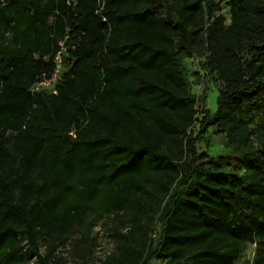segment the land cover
Segmentation results:
<instances>
[{"label": "trees", "instance_id": "16d2710c", "mask_svg": "<svg viewBox=\"0 0 264 264\" xmlns=\"http://www.w3.org/2000/svg\"><path fill=\"white\" fill-rule=\"evenodd\" d=\"M227 5L0 0V264H55L41 240L90 211L101 264H264V0ZM60 52L56 94L33 91ZM193 59L218 85L201 115ZM210 130L225 155L198 150Z\"/></svg>", "mask_w": 264, "mask_h": 264}, {"label": "rangeland", "instance_id": "374dc122", "mask_svg": "<svg viewBox=\"0 0 264 264\" xmlns=\"http://www.w3.org/2000/svg\"><path fill=\"white\" fill-rule=\"evenodd\" d=\"M228 1L216 0L222 8L217 15H222L226 20V24L230 23ZM188 68L191 92L199 99L202 98L204 92L206 93V104L200 108V115L204 108L215 111L217 108L216 98L218 95V85L214 78L205 75L204 77L201 76L198 81L192 75L193 72L198 71L197 59L190 61ZM197 133L198 127L195 128V134ZM224 145V136L215 133L214 130H210L198 140L197 148L199 151H206L210 156L218 157L226 154ZM111 226L112 221L110 218L104 217L98 219L94 212L90 211L82 222L76 223L68 232L63 233L62 236L66 237L63 242L58 239L52 242L51 238L41 240V252L43 254L51 252V260L55 264H101L115 249V243L111 238ZM155 236H158V228ZM254 255L255 247L248 245L244 250L239 264H253ZM152 264H160V262L153 261Z\"/></svg>", "mask_w": 264, "mask_h": 264}, {"label": "built area", "instance_id": "2783aa9c", "mask_svg": "<svg viewBox=\"0 0 264 264\" xmlns=\"http://www.w3.org/2000/svg\"><path fill=\"white\" fill-rule=\"evenodd\" d=\"M56 62V70L53 76L50 79H41L38 81L32 88L33 91L39 92V91H46L50 93L56 94L57 89L56 86L61 81V70H62V58H61V52L57 54L55 58Z\"/></svg>", "mask_w": 264, "mask_h": 264}]
</instances>
